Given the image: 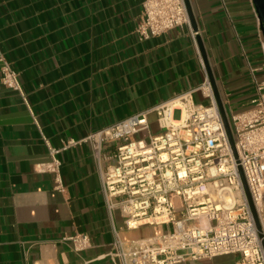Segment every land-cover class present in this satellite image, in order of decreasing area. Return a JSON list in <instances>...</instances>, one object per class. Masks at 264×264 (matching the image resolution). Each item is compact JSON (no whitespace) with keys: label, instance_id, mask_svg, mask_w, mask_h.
<instances>
[{"label":"crops","instance_id":"1","mask_svg":"<svg viewBox=\"0 0 264 264\" xmlns=\"http://www.w3.org/2000/svg\"><path fill=\"white\" fill-rule=\"evenodd\" d=\"M144 1L0 0V53L19 73L29 105L2 85L0 72V264H111L114 230L125 242L168 230L127 229L119 212L111 221L91 147L81 141L201 85L209 76L199 40L227 116L234 101L252 108L248 62L261 68L264 40L252 0H190L197 32L190 25L142 40ZM192 98L209 103L201 91ZM149 122L159 134L155 114ZM42 134L55 150L78 142L56 156L64 192L55 189L56 174L43 169L51 156ZM117 145L105 146V165ZM78 233L91 238L80 253L66 240Z\"/></svg>","mask_w":264,"mask_h":264},{"label":"built area","instance_id":"2","mask_svg":"<svg viewBox=\"0 0 264 264\" xmlns=\"http://www.w3.org/2000/svg\"><path fill=\"white\" fill-rule=\"evenodd\" d=\"M190 25L184 0H145L137 33L147 40ZM191 34L195 38L197 33ZM261 53V68L248 62L255 88L252 108L228 116L236 157L208 77L194 90L81 141L91 147L111 221L119 212L127 229L144 224L168 227L164 233L131 242L114 230L111 264H179L227 254H239L237 264H264V79L257 77L259 71L264 73V40ZM0 72L2 85L18 92L29 107L19 73L2 53ZM196 91L209 100L207 105L194 103ZM151 114L157 117L159 134L151 132ZM42 139L51 156L43 169L56 174L55 189L64 192L62 162L56 156L78 142L68 141L55 150L43 134ZM109 143L118 145L113 162L105 165ZM66 240L76 253L91 247L86 233Z\"/></svg>","mask_w":264,"mask_h":264},{"label":"water","instance_id":"3","mask_svg":"<svg viewBox=\"0 0 264 264\" xmlns=\"http://www.w3.org/2000/svg\"><path fill=\"white\" fill-rule=\"evenodd\" d=\"M184 1H185V4H186V7H187L190 24L193 27V29L197 32L198 27H197V24H196V20H195V16H194V12H193L192 6H191V2H190V0H184ZM252 1H253V5H254V9H255L256 15H257V17L259 19V22H260V25L262 27L263 34H264V0H252ZM199 45H200V50H201L202 56L204 58V62L206 64V68H207V71H208V76H209L210 82H211L212 87H213L215 99H216L217 105L219 107V110H220V113H221V116H222V119H223V122H224V125H225V129H226L228 138L230 140L234 155L236 157L237 155H236V149H235V142H234V137H233V134H232L230 122H229L228 116L226 114L225 108L223 106V103L221 101V98L219 96L218 89L216 87V84H215L214 78L212 76L211 70L208 67V63L206 61V54H205L204 48H203L200 40H199ZM240 172H241V170H240ZM241 175H242V173H241ZM242 179H243V182H244V186H245L246 192H247L248 197H249V193L247 191V186L245 184V179L243 178V175H242ZM249 200H250V206H251V209H252V212H253V215H254L258 230H260V226H259V223H258V220H257V215H256V212H255V208H254V205H253L250 197H249ZM263 246H264V242H263Z\"/></svg>","mask_w":264,"mask_h":264},{"label":"rangeland","instance_id":"4","mask_svg":"<svg viewBox=\"0 0 264 264\" xmlns=\"http://www.w3.org/2000/svg\"><path fill=\"white\" fill-rule=\"evenodd\" d=\"M257 77H258V80H259V81H261V80L264 79L263 76H262V73H257ZM238 102H239V101H238ZM238 102L234 101V102H233V105H232V109L234 110V112H235L236 114H238L239 112H242V111H246V110H248V109L250 108V107H243V106H241V104L238 103ZM178 116H179V114L177 113V114H176V118H178Z\"/></svg>","mask_w":264,"mask_h":264}]
</instances>
